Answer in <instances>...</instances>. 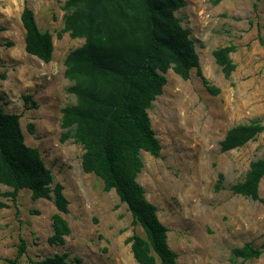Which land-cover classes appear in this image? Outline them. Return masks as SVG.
Returning a JSON list of instances; mask_svg holds the SVG:
<instances>
[{
	"label": "rangeland",
	"instance_id": "obj_1",
	"mask_svg": "<svg viewBox=\"0 0 264 264\" xmlns=\"http://www.w3.org/2000/svg\"><path fill=\"white\" fill-rule=\"evenodd\" d=\"M66 1L27 0L40 30L53 36V59L45 64L25 50L24 0H0V105L21 116L26 144L40 150L55 183L63 186L69 206L68 213L60 214L71 228L64 245H52V217L58 213L52 201L33 200L29 190L19 192L16 204L1 197L8 207L0 208V264L16 258L21 240L27 247L17 264L56 254H67L69 261L81 258L84 264H139L127 239L145 237L144 230L132 224L128 206L115 191H105L100 178L83 171L82 147L72 139L61 142V111L76 103L68 92L73 83L65 77L64 61L84 43L68 34L57 36L64 28ZM184 1L176 16L191 31L204 77L220 93L211 95L196 69L188 81L167 73L163 94L149 110L161 157L142 152L138 182L168 229L178 264H264V204L231 191L244 180L250 163L264 158V132L240 149L220 152L231 128L254 120L264 123V0ZM225 46L236 48L231 79L213 57L214 50ZM28 95L32 102L25 109L23 97ZM29 124L35 126L34 134L28 132ZM220 175L224 179L217 191ZM0 190L11 189L0 185ZM259 190L264 199V179ZM246 244L262 255L234 259L233 249Z\"/></svg>",
	"mask_w": 264,
	"mask_h": 264
},
{
	"label": "trees",
	"instance_id": "obj_2",
	"mask_svg": "<svg viewBox=\"0 0 264 264\" xmlns=\"http://www.w3.org/2000/svg\"><path fill=\"white\" fill-rule=\"evenodd\" d=\"M224 0H215L217 5ZM21 22L25 30V50L45 64L53 59V36L38 27L35 14L24 0ZM184 0H67L64 28L84 43L71 51L65 61V77L73 85L68 89L76 103L61 111V142L70 139L83 149L82 169L104 183L105 191H115L128 206L134 226L140 225L145 237L127 239L139 264H178V255L168 242V229L157 215V207L148 201L138 177L144 168L142 152L160 158L162 145L152 127L149 110L163 94L167 73L171 70L183 80L196 69L207 91L217 96L219 88L204 77L191 31L182 26L176 12ZM1 31V29H0ZM234 46L213 51L216 64L226 79L236 70L231 55ZM29 109L32 96H24ZM34 107H37L33 103ZM21 116L4 111L0 105V185L10 188L0 198L18 201L21 190H29L33 200L52 201L58 213L53 217L52 245H64L71 228L60 213H68L69 202L62 185L43 160L38 148L25 142ZM34 134L35 126L29 124ZM264 132V123L254 120L231 128L220 142V152L240 149ZM219 176L217 191L222 189ZM264 179V158L250 163L243 181L231 186L234 195L264 204L260 184ZM8 205L0 201V208ZM27 244L20 241L18 253L10 264L25 255ZM260 249L246 244L232 251L234 259L250 261L262 255ZM26 264H84L81 258L68 260L67 254L44 259H29Z\"/></svg>",
	"mask_w": 264,
	"mask_h": 264
},
{
	"label": "bare ground",
	"instance_id": "obj_3",
	"mask_svg": "<svg viewBox=\"0 0 264 264\" xmlns=\"http://www.w3.org/2000/svg\"><path fill=\"white\" fill-rule=\"evenodd\" d=\"M21 43V42H20ZM23 43V42H22ZM19 45V44H18ZM22 49H23V47H22ZM20 51V50H19ZM154 123V122H153ZM154 125V124H153ZM148 165H149V163H148Z\"/></svg>",
	"mask_w": 264,
	"mask_h": 264
}]
</instances>
